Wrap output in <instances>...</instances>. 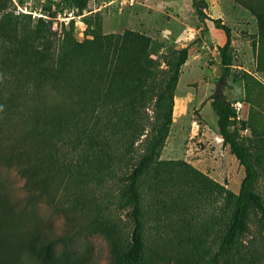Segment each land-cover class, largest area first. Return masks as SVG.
<instances>
[{"label":"trees","instance_id":"1","mask_svg":"<svg viewBox=\"0 0 264 264\" xmlns=\"http://www.w3.org/2000/svg\"><path fill=\"white\" fill-rule=\"evenodd\" d=\"M192 1L205 18L206 1ZM76 6L74 16L86 24L83 41L75 34L74 18L62 23L61 30L42 18L32 28H19L9 14L0 20V116L7 131L0 166L14 168L24 178L28 204L56 205L68 181L77 177L83 190L105 189L131 225L126 236L121 217L107 213L93 220L111 244L114 264L155 262L159 253L146 235L147 215L158 221L163 212L186 206L180 195L218 197L225 203L227 214L222 209L214 218L225 229L208 264L242 259L249 213L259 212L264 222V200L254 189L260 172L240 136L246 121L225 93L233 66L231 28L214 20L226 42L219 47L222 73L210 104L223 146L245 168L238 193L194 168L185 169L183 161L161 158L189 47L155 54L147 34L131 29L104 33L98 14L83 16V0H76ZM250 9L264 28V9ZM14 127L17 133L9 131ZM21 222L22 252L1 246L0 264H30L24 254L30 227Z\"/></svg>","mask_w":264,"mask_h":264},{"label":"rangeland","instance_id":"2","mask_svg":"<svg viewBox=\"0 0 264 264\" xmlns=\"http://www.w3.org/2000/svg\"><path fill=\"white\" fill-rule=\"evenodd\" d=\"M83 1V16L98 14L104 33L126 29L145 33L154 41L155 54L189 47L161 158L183 161L185 169L194 168L238 193L245 168L223 146L214 121L218 117L210 104L222 73L219 47L226 42L214 20L221 19L231 28L233 66L225 93L239 118L246 121L240 136L254 156L260 172L254 189L264 200V28L250 9L261 11L264 0H205L203 19L192 0ZM78 13L76 0H0V20L9 14L19 28H32L42 18L52 22L54 30H61L62 23L74 18L75 34L83 41L86 24L81 16H74ZM4 123L0 116V145L7 133L2 130ZM9 131L17 133L18 129ZM78 181V177L68 181L56 205L28 204L23 197L24 178L16 169L0 166V248L12 246L21 254V221H26L30 228L24 254L30 264H114L111 244L93 220L107 213L121 217L126 236L130 222L125 213L115 210L113 197L105 189L92 192L89 186L83 190ZM180 200L187 205L176 206L174 213L163 212L162 220L153 221L147 215L146 235L159 253L153 264H208L225 229L214 220L222 209L227 214L225 203L218 197L180 195ZM98 205L107 210L100 211ZM260 218L259 212L250 211L249 229L241 237L243 257L231 264H264V222Z\"/></svg>","mask_w":264,"mask_h":264},{"label":"crops","instance_id":"3","mask_svg":"<svg viewBox=\"0 0 264 264\" xmlns=\"http://www.w3.org/2000/svg\"><path fill=\"white\" fill-rule=\"evenodd\" d=\"M214 121L217 123V118L214 117Z\"/></svg>","mask_w":264,"mask_h":264}]
</instances>
